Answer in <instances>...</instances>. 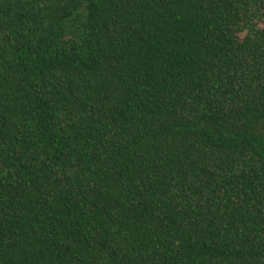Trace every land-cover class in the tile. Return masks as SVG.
Wrapping results in <instances>:
<instances>
[{"label":"trees","instance_id":"1","mask_svg":"<svg viewBox=\"0 0 264 264\" xmlns=\"http://www.w3.org/2000/svg\"><path fill=\"white\" fill-rule=\"evenodd\" d=\"M0 264H264V0H0Z\"/></svg>","mask_w":264,"mask_h":264}]
</instances>
